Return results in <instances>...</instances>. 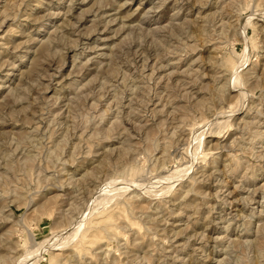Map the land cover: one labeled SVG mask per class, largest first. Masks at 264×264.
<instances>
[{"label": "rangeland", "instance_id": "rangeland-1", "mask_svg": "<svg viewBox=\"0 0 264 264\" xmlns=\"http://www.w3.org/2000/svg\"><path fill=\"white\" fill-rule=\"evenodd\" d=\"M0 123V264H264V0H0Z\"/></svg>", "mask_w": 264, "mask_h": 264}, {"label": "bare ground", "instance_id": "bare-ground-1", "mask_svg": "<svg viewBox=\"0 0 264 264\" xmlns=\"http://www.w3.org/2000/svg\"><path fill=\"white\" fill-rule=\"evenodd\" d=\"M74 25V24H73ZM2 26V25H1ZM176 27V26H175ZM184 27V26H183ZM145 52V51H144ZM145 55V54H144ZM147 62V61H146ZM220 65V64H219ZM125 75V74H124ZM240 82V81H239ZM182 84V83H181ZM182 87V86H181ZM138 89V88H137ZM226 92V91H225ZM22 97V96H21ZM2 100V99H1ZM71 101V100H70ZM241 102H243V101H241ZM96 107V106H95ZM130 107V106H129ZM25 110H27V109H25ZM240 110H241V107H240ZM236 111H237V109H236ZM133 112V111H132ZM253 123V122H252ZM1 124V123H0ZM247 124V123H246ZM115 125V124H114ZM174 126V125H173ZM232 125L230 124V126H228V128L229 127H231ZM115 127V126H114ZM111 130V129H110ZM105 131V130H104ZM104 133V132H103ZM213 134L215 133V132H212ZM202 135V134H201ZM187 136H189V135H187ZM205 136V135H204ZM88 137H90V136H88ZM181 138V137H180ZM68 139V138H67ZM201 141V140H200ZM200 144V143H199ZM208 146V145H207ZM201 148V147H200ZM115 150V149H114ZM208 150V149H207ZM107 151V150H106ZM119 151V150H118ZM205 151V150H204ZM209 151V150H208ZM207 151V153L209 154V152ZM126 152V151H125ZM123 153H124V151H123ZM106 155V154H105ZM206 156H207V154H206ZM205 157V155L204 156H202V158H204ZM261 157V156H260ZM260 157H259V159H260ZM214 162V161H213ZM215 163V162H214ZM240 166V165H239ZM226 166L224 165V168H225ZM230 167H231V165H230ZM228 169H229V166H228ZM231 169V168H230ZM218 170V169H217ZM231 171V170H230ZM246 176V175H245ZM254 178V177H253ZM224 181V180H223ZM194 182H195V180H194ZM140 184V183H139ZM194 184V183H193ZM224 184H225V182H224ZM188 192H190V191H188ZM188 193H186V195H187ZM232 195V194H231ZM187 197V196H186ZM245 199V198H244ZM126 206V205H125ZM127 207V206H126ZM122 208V207H121ZM124 210H126L125 208H124ZM122 211V210H121ZM126 212V214H127V211H125ZM142 215V214H141ZM124 217H125V215H123ZM102 218H104V216L102 217ZM126 218V217H125ZM124 218V219H125ZM156 218V217H155ZM152 219V218H151ZM149 221V220H148ZM109 222V221H108ZM132 225V224H131ZM135 225H137V224H135ZM107 226V225H106ZM113 226H115L114 224H113ZM109 227H111V225H109ZM105 228H108V226L107 227H105ZM87 229V228H86ZM89 229V228H88ZM102 229V228H101ZM113 229H114V227H113ZM226 229H228L227 227H226ZM106 230V229H105ZM103 231V230H102ZM86 234V233H85ZM106 234V233H105ZM108 235V234H107ZM106 235V236H107ZM112 235V234H111ZM111 235H108L109 237L111 236ZM117 235V234H116ZM200 235V234H199ZM99 241H101V240H99ZM233 243V242H232ZM231 243V244H232ZM98 244H99V242H98ZM163 250V249H162ZM75 256V255H74ZM70 259H71V257H70ZM256 261H257V259H256ZM75 262V261H74Z\"/></svg>", "mask_w": 264, "mask_h": 264}]
</instances>
